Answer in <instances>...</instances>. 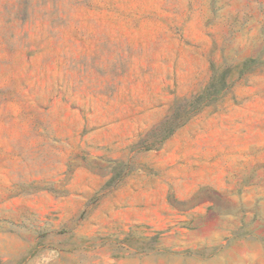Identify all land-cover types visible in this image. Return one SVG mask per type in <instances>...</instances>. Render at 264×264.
Masks as SVG:
<instances>
[{
  "label": "rangeland",
  "instance_id": "rangeland-1",
  "mask_svg": "<svg viewBox=\"0 0 264 264\" xmlns=\"http://www.w3.org/2000/svg\"><path fill=\"white\" fill-rule=\"evenodd\" d=\"M0 264H264V0H0Z\"/></svg>",
  "mask_w": 264,
  "mask_h": 264
},
{
  "label": "trees",
  "instance_id": "trees-1",
  "mask_svg": "<svg viewBox=\"0 0 264 264\" xmlns=\"http://www.w3.org/2000/svg\"><path fill=\"white\" fill-rule=\"evenodd\" d=\"M201 98V97H200Z\"/></svg>",
  "mask_w": 264,
  "mask_h": 264
}]
</instances>
